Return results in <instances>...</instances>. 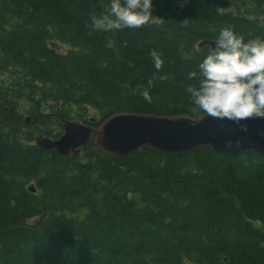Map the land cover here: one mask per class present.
<instances>
[{"label": "trees", "instance_id": "16d2710c", "mask_svg": "<svg viewBox=\"0 0 264 264\" xmlns=\"http://www.w3.org/2000/svg\"><path fill=\"white\" fill-rule=\"evenodd\" d=\"M106 3L0 0V264H264L263 156L33 143L69 120L201 116L184 91L198 43L225 26L264 38V0H153L141 27L94 30Z\"/></svg>", "mask_w": 264, "mask_h": 264}, {"label": "clouds", "instance_id": "9594fccd", "mask_svg": "<svg viewBox=\"0 0 264 264\" xmlns=\"http://www.w3.org/2000/svg\"><path fill=\"white\" fill-rule=\"evenodd\" d=\"M153 0H107L105 11L92 16V28L104 32L139 28L152 14ZM205 44L195 67L186 73L184 91L198 114L243 128L251 118L264 119V38L245 37L221 27ZM153 66L162 60L152 53ZM151 83V82H149ZM145 101L151 97L141 92Z\"/></svg>", "mask_w": 264, "mask_h": 264}, {"label": "water", "instance_id": "95a60500", "mask_svg": "<svg viewBox=\"0 0 264 264\" xmlns=\"http://www.w3.org/2000/svg\"><path fill=\"white\" fill-rule=\"evenodd\" d=\"M211 43L203 40L198 47ZM242 123L243 128L203 115L121 113L100 123L94 132V145L100 152L115 157L128 156L141 148L159 153L188 154L199 147H209L216 152H254L264 157V119L251 118ZM92 132L79 123L67 122L57 139L38 136L34 142L40 149L76 156L78 148L89 141Z\"/></svg>", "mask_w": 264, "mask_h": 264}, {"label": "rangeland", "instance_id": "374dc122", "mask_svg": "<svg viewBox=\"0 0 264 264\" xmlns=\"http://www.w3.org/2000/svg\"><path fill=\"white\" fill-rule=\"evenodd\" d=\"M53 46L56 48V50H60V51L66 50V47L60 44H54Z\"/></svg>", "mask_w": 264, "mask_h": 264}, {"label": "bare ground", "instance_id": "6f19581e", "mask_svg": "<svg viewBox=\"0 0 264 264\" xmlns=\"http://www.w3.org/2000/svg\"><path fill=\"white\" fill-rule=\"evenodd\" d=\"M209 41H211V40H209ZM205 46V45H204Z\"/></svg>", "mask_w": 264, "mask_h": 264}, {"label": "flooded vegetation", "instance_id": "af4514ba", "mask_svg": "<svg viewBox=\"0 0 264 264\" xmlns=\"http://www.w3.org/2000/svg\"><path fill=\"white\" fill-rule=\"evenodd\" d=\"M93 123V122H92Z\"/></svg>", "mask_w": 264, "mask_h": 264}]
</instances>
